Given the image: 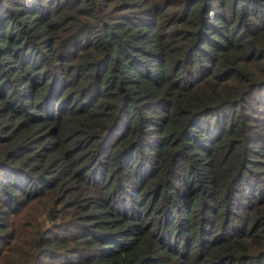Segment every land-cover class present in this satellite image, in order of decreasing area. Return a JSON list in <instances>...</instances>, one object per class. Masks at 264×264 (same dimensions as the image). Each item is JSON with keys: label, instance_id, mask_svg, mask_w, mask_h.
I'll use <instances>...</instances> for the list:
<instances>
[{"label": "trees", "instance_id": "1", "mask_svg": "<svg viewBox=\"0 0 264 264\" xmlns=\"http://www.w3.org/2000/svg\"><path fill=\"white\" fill-rule=\"evenodd\" d=\"M0 264H264V0H0Z\"/></svg>", "mask_w": 264, "mask_h": 264}]
</instances>
